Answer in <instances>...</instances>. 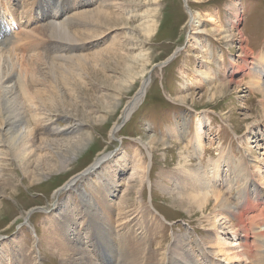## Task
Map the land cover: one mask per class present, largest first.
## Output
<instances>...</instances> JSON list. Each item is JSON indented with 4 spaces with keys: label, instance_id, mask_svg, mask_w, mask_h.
<instances>
[{
    "label": "rangeland",
    "instance_id": "rangeland-1",
    "mask_svg": "<svg viewBox=\"0 0 264 264\" xmlns=\"http://www.w3.org/2000/svg\"><path fill=\"white\" fill-rule=\"evenodd\" d=\"M102 1L109 7L107 13L99 12L101 0H90L85 7L87 12L77 17L84 27L74 28L68 24L70 34L79 32L77 42H87L88 46L78 51L79 59L72 58L60 64L46 48L49 30L44 22L46 17L60 19L62 10L56 6L62 9L64 5L56 0H43L37 7L36 1L31 0L23 6L15 5L14 0H0L3 4L0 9H9L10 20L13 19L11 8L17 11L16 19H13L17 27L5 26L8 37L5 35V39L0 40L10 44V47L0 45V65L4 64L0 77L11 70L14 53L21 55L16 58H22L21 66L14 70L19 106L26 108L29 104L22 95L25 85L35 90L29 97L32 100L38 94L50 96L45 99V107H49L46 109L53 125L60 129L56 136H43L46 140L41 144L48 149L38 150L29 158L34 159L31 163L20 164L4 152L0 162V264H35L31 262L33 260L29 261V256L35 254H38L37 264H65L60 260L61 251L50 244L59 238L55 230L61 221L68 229L82 226L83 231L89 227V232H94L92 236L103 242V246H97L104 254L101 255L102 264H107V260L108 264H122L115 262L117 256L111 257V242L98 237L101 226L97 216L88 219L82 203L86 200L83 195L92 196L89 188L93 184L95 194L88 204L93 207L90 212L94 215L98 206H102L100 194L96 193L104 185L101 193L113 202V215L118 223L124 216L136 215L142 203L152 209L153 225H158L153 237L162 241L160 248L156 247L158 250L167 249L173 233L202 238V225L205 224V229L210 225V209L203 211L194 207V211L188 209L189 204L176 200L179 196L172 174L184 175L180 179H185L190 170L189 178H197L199 186L196 183L195 187L201 193L211 187L220 188L234 208L235 205L240 207L242 201L241 197H236L235 186L228 187L226 174H231L232 169L240 176L249 174L252 156L264 161V95L249 82L251 72L246 67L253 58L259 62L264 60V0ZM51 9L56 11L51 12ZM192 13L199 16L194 19L195 23L202 21L204 28L212 24L209 16L218 19L221 29L228 30L230 36L224 38L223 32L217 35L200 29L195 32L191 26ZM6 22L10 23L9 20ZM81 29L87 32L85 36ZM25 34L31 38L22 39ZM18 35L21 38L17 42L14 39ZM92 36L97 40L92 41ZM241 69L243 73L230 74ZM144 79L148 86L141 100L123 120L124 107L135 99L133 96ZM31 122V128L39 125L34 118ZM173 127L179 133H171ZM198 127L202 128L206 148L200 157L193 150ZM184 130L187 134L182 136ZM103 155L105 159L101 160ZM124 157L127 159H122ZM136 159L146 167L145 175L133 173L131 164ZM225 160L231 170L221 165L224 171L220 176L210 173L209 161L223 164ZM98 161L89 174L86 170L85 175L64 189L71 178ZM199 167L209 173L195 175V168ZM161 174L170 177L161 179ZM244 181L241 179L240 184L243 189H249L250 202L256 201L258 211L264 210V196L256 199L250 187L254 183L247 182L249 186L244 187L247 186ZM161 182L166 184L164 190ZM185 183H181V187H185ZM108 187L114 195L106 191ZM212 205L210 202L209 208ZM120 211L128 214L120 215ZM255 215L248 218L250 222H254ZM263 218L258 216L257 220ZM224 226L229 227V224ZM227 227L224 232L229 230ZM194 230L203 231V234ZM258 230H262L264 236V223ZM210 232H213L211 238L217 234ZM163 236L165 239L162 240ZM72 237L68 231L66 241ZM79 237L86 239L83 232ZM214 249L217 251L216 246ZM88 251L93 254L91 249ZM191 251L197 262L209 264L197 253L196 247ZM209 255L211 264H230L223 262L221 255Z\"/></svg>",
    "mask_w": 264,
    "mask_h": 264
},
{
    "label": "bare ground",
    "instance_id": "bare-ground-1",
    "mask_svg": "<svg viewBox=\"0 0 264 264\" xmlns=\"http://www.w3.org/2000/svg\"><path fill=\"white\" fill-rule=\"evenodd\" d=\"M14 1H15L14 2L15 5L20 4L21 6H23L24 2H27L29 0H14ZM31 1L32 2L36 1L35 5L37 7L38 4H40L43 0H38V1L37 0H31ZM56 1H57V3H61L64 5V8H62V9L60 6H56V8L59 7V9H58L59 11L62 10V14H61L62 17H60V19H58V20H51V19H48V17H46V14H44V16L47 19V20H45L44 25L46 27H48V30H49L48 37H46L49 41V43L46 45V48L49 51V52L48 51L47 52L51 56H53L54 59L58 60L61 64V62L65 63V62H67V60H71L72 58H73V60H74V58L79 59L81 54H78V51L82 50L83 49L82 47L87 45V44H85L87 42H85V43L84 42H77L79 32L74 31L73 35L70 34L68 24L73 25L74 28H77L78 26L84 27V25L79 22L77 17L80 15V13L87 12L85 7H87L90 4V0H56ZM0 5L2 6L3 4L0 3ZM100 7H101V10H99V12L107 13L109 7L106 6V3H104L102 0H101ZM8 11H9V9H7V10H3V9L1 10L0 9V40L5 39L4 38L5 35H6L5 36L6 38L8 37V33L5 30V26H8L9 28H11V25H16V23L13 19H16L17 11H15V9L13 7L11 8L10 14L13 17L12 20H10V18H8L9 17ZM54 11H56V10L51 9V12H54ZM63 11H66V14L63 13ZM26 16H25V18L28 19V16L27 17ZM103 16H105V15H103ZM191 16H192L191 26L195 29V32L198 31V29H200L201 32H210L212 34L217 33V35L223 32L224 34L222 33L223 34L222 37H224V38H228L230 36V35H228V30H226V29L222 30L221 29L222 26H221V23H219L218 19L212 18L211 16H209L208 18L211 20L212 24L208 28H204V27H202L203 26L202 21L195 23L194 19L199 18L198 15L192 13ZM73 18L75 19V21L73 20L74 22L72 23L71 21ZM6 20H9L10 23H7ZM128 20H129V18H128ZM17 21H18V19H17ZM69 22H71V23H69ZM20 23H22L21 20H20ZM25 23H28V20H26ZM44 25H42V27ZM85 26H87V25H85ZM16 27H17V25H16ZM10 30H13V29H10ZM81 30H82L81 32L85 36V33H87V32L84 29H81ZM35 31H36V29L33 30V32H35ZM92 32H93V30H92ZM35 33H34V35L37 36V34H35ZM41 34H42V32H41ZM92 37H93L92 41L97 40L96 36H92ZM20 38H21V35H18L17 37H15L14 40H16L18 42ZM23 38L30 39L31 37L29 35L25 34L22 37V39ZM80 40H82V39H80ZM1 44L3 47H5L6 45L10 47V44L8 42L2 41V42H0V45ZM2 52H4V51L2 50ZM14 54H15L14 55L15 60L12 61L11 70L6 72L4 76H1L2 78L6 76L5 77L6 79L3 78L2 83H0V162L3 161L2 157L4 155V152H7V155L12 157L14 160H17L18 163L27 164V163H31L34 160V159L29 160V158L32 155H35L38 152V150L48 149L47 146H43L41 144L44 140H46L43 136L44 135L46 136V134L56 136V134H60L59 133L60 129L53 125V122L51 120L52 117L50 116V112L48 111V109H46L49 107H45V105L47 103V100L45 101V99H49L50 96L48 97V96L44 95V93L38 94L37 98H35V100H32L29 97L34 94L35 90H30V89H28L29 86L25 85L23 87L22 95H24L26 97V99L29 101V104H27L26 108H22L19 106L18 101H17L18 95H16V88L18 86L16 85V83L14 81L15 80L14 79V70L16 67L21 66V64H19V63H20V59H22V58H20L18 60V59H16L17 56H21V55L16 54V53H14ZM121 56L122 55H120V57ZM30 57H32V55ZM263 57H264V55H263ZM244 59H246V58H244ZM252 60L253 61H251L249 64L246 63V67L248 69H250L249 71L251 72L249 82L259 91V93L264 95V60H261L260 62L258 59H256V61H255V58H253ZM45 62H47V61L45 60ZM54 62H56V61H54ZM2 63H3V61H2ZM52 63H50V64H52ZM55 64H57V63H54V65ZM257 64H259V65H257ZM58 65H59V63H58ZM0 70L4 71V64L0 65ZM237 71H241L242 73L244 72L243 69L233 70L230 74L233 76V74ZM1 77H0V82H1ZM4 80H5V82L3 83ZM146 80L145 79L143 80L140 89L133 96V98H135V99H132L124 107L122 115H121L122 118L125 117L123 120L126 119L127 114L133 108V106L136 103H138L139 100H141L142 95H143L144 91L146 90V87L148 86L146 83ZM3 84H5L4 88H3ZM15 85H16V87H15ZM261 97H259V99ZM42 98H43V100H42ZM32 118H34V120H36L37 123L39 122V125H37L35 128L34 127L31 128ZM200 126H202V125H200ZM171 133H173V134L179 133V131L177 128L173 127L171 129ZM185 134H187L186 130H184V133L182 132V136L183 135L185 136ZM202 134H203L202 128L198 127L195 130V133H194L195 142H193V145L195 144L193 147L194 148L193 150L196 153L195 155H197L198 157L202 156L206 150V148L203 146L204 145V141H203L204 139L202 138ZM188 143H191V142L189 141ZM49 149H50V147H49ZM247 151H250V150L247 149ZM41 153H43V152H41ZM44 154H46V153H44ZM124 155H125V157H127V154L124 153ZM38 156H40V153L38 154ZM125 157L122 159L126 160L128 158V157L127 158H125ZM103 159H105L104 155L101 157V160H103ZM183 159H185V158L183 157ZM117 162L118 161L115 160V163H117ZM98 163H99V161L96 162L94 165L92 164L90 167H88V169L86 168L84 171H82L75 178L74 177L71 178L69 180V182H67V184L64 186V189H66L72 183H74L79 176L85 175L86 170H87V173L89 174L90 171H92V169L95 168V166ZM208 164L211 165V171L212 172H210V173L215 174L217 176H220L221 171L222 172L224 171V170H222L223 167H221V165H225V166H227L226 169H230L229 168L230 165L228 164L227 160H225V162L223 164H219L217 161H209ZM263 165H264V161L262 159H259L257 157L252 156L251 163H249V170H250L249 174H244V175L240 176L239 174H236L233 171V169L232 170L230 169L231 174H226V176H228L227 180L229 182V183L227 182L228 187L230 188L231 184L233 187L235 186L234 188H235V191L237 193L236 197L237 198L241 197V201H242L241 202L242 204L238 205L240 207H237V205H235L236 207H234V208H233L232 203H229L228 199L226 198L224 191H223V193L220 192L221 191L220 188L216 189L215 187H211L210 189H208L209 191H204L201 193L200 190L195 187L196 183L199 186V182H196L197 178H196V180H192L191 178H189V174H191L190 170L189 171L186 170L188 172H187V174H185V177H184L185 179H180L184 175L181 176L180 174H177V173L172 174V177L174 178V182H175V187H176V192H177L176 194L179 196V198L176 200H179L180 202L189 204L191 207L188 209H191V210H193L194 207H196L197 209H201L203 211L210 209L209 213L212 214V216L208 215V217L210 218V220H209L210 225L207 229H205V227H206L205 224L202 225L204 234H203V231L196 232L194 230L196 233L203 234L202 238L198 237V235H197V237L189 238L187 235H181L179 233H173L172 234V239H173L172 243L167 244L168 250L163 249L161 251V249L160 250L156 249L157 246H158V248H160V246L162 245L161 240L155 239L156 236L153 237V235L157 234L155 232H157V230H158V225H156V226L153 225L154 215H153V212L151 211L152 209L149 208V206L144 205V203H142L140 205V207H138V209L135 213L136 215L132 214L133 216L132 215L131 216H124L122 218L124 220H122V219L119 220V223L116 221L117 219L116 220L114 219L113 212H115V208L113 206V202L109 201V198L107 197V195H105L104 193H101V190L104 189L106 187V185L99 188V192L96 193V194H100V201L102 202V206H98V208H97L96 215H94L90 212L93 209V207L90 204H88L90 202L92 196L95 194V191H94L96 189L95 184L91 185L89 188L92 196H89L88 193H86V195H83L86 200L82 201V203H83L84 208L86 210V214L88 215V219L92 220L93 217L95 218V216H97V219H98L97 222H99L100 226H101V228L97 232V235H99L98 237L102 238L103 240H104L103 237H105L106 239L109 240V242H111V244H112V248L110 249L111 250V257L117 256L115 259V262L121 261L122 264H203L202 262L196 261V256H195L194 252L191 251V249L193 247H196L197 253H199V255H203V257L209 262V264H211L210 260H209V257H210L209 254L210 253L212 255L213 254L221 255L223 257L222 259L224 260L223 262L227 261L230 264H233L234 262L240 263V264H264V236H262L263 231L258 230V226H260L261 223H264V218L262 220H259V221L257 220L258 216H264V210L261 208L258 211V209H257L258 203L256 201L250 202V200H249V193H250V192H248L249 189H243L241 184H240L241 179L246 180L244 182L247 186L244 185V187L249 186V183H247V182H253L254 186L250 185V187L252 188V193L254 190L255 195H253V194L252 195L255 196L256 199L260 198V196L263 197L264 196V189H262V187L264 186V170L262 169ZM131 166H132V171H134L133 173L144 174L146 172V167L144 165H142L140 159H136L135 161H133ZM198 169H200V171H198ZM0 170H1V168H0ZM198 172H201V173H198ZM207 172L208 171H204V169H201L200 167L195 168V175L196 174H203V173L206 174ZM166 177H170V175L169 174H166V175L161 174L160 175L161 179L162 178L165 179ZM184 181L186 182L184 185L185 187H181L180 184L184 183ZM128 185H130V184H128ZM160 185H161V188L164 190L166 184L164 185L163 182H161ZM110 186L112 188V186H113L112 183L110 184ZM136 186H138V185H136ZM124 187H126V186H124ZM132 189H133V187H132ZM106 191L108 193H110V195H114V193L111 192V189H109V187L106 188ZM240 191L243 193L242 196H240V194H241ZM137 198H138V196H137ZM139 199H140V197H139ZM226 201H227V204H224ZM210 202H212L213 205L209 208ZM86 204L88 206H86ZM132 204H134V203H132ZM177 204H179V203H177ZM186 204H185V206H186ZM260 204H261V202H260ZM136 207H137V205H136ZM134 208H135V206H134ZM118 209H119V207H118ZM119 210H122V209H119ZM194 211H196V209H194ZM122 212L123 211H120L119 214L120 215L128 214V213H125V212L122 213ZM221 212L223 213V215ZM254 214H256L255 219H253L254 222H250V220L252 218H254ZM250 217H251V219L249 220L248 218H250ZM260 218H262V217H260ZM221 221H223V223H221ZM115 222H116V224H115ZM155 224H157V223H155ZM224 224L225 225L229 224V227L226 226L227 229H229V230H227L225 232H224V229L226 227L224 226ZM222 226H224L225 228ZM83 227H86V226H83ZM68 228L69 227L67 226V224L64 221H61L55 230V234H57L59 236V238H57V241H51L50 242L51 247H53V249L55 248V249H58L59 251H61V259L60 260L62 262H64L65 264H102L103 261L101 260V255L103 254V251L100 250V248L97 246L98 245L103 246V242L100 239H96L95 236H92V235H95L94 232L93 233L89 232V227H86L84 229V231L82 230V226H78L74 230H73V228H71V229H68ZM161 228H162V226H161ZM86 229H87V231H86ZM218 229H221L223 231H218ZM259 229H261V228H259ZM67 230L71 233V235H73V237H75L74 241L72 240L73 237H72V239H68V241H66V234L68 233ZM210 231H214V232L216 231L215 233H217V234L213 235L214 237L211 238L213 232H210ZM80 232H83L84 235H86V239H81L79 237ZM240 233H241V235H240ZM240 238H241V240L239 241L238 239H240ZM161 239L163 240V239H165V237L163 236ZM154 242H155L156 246H154ZM215 246L217 248V251L214 249ZM88 249H91L93 251V254L89 253ZM37 255L35 254L34 256L33 255L29 256V261L33 260L31 262H35V264H37V262H39V261H37L38 260ZM105 262L108 264V260Z\"/></svg>",
    "mask_w": 264,
    "mask_h": 264
},
{
    "label": "water",
    "instance_id": "water-1",
    "mask_svg": "<svg viewBox=\"0 0 264 264\" xmlns=\"http://www.w3.org/2000/svg\"><path fill=\"white\" fill-rule=\"evenodd\" d=\"M174 55V54H173ZM173 56L170 57V59L172 58Z\"/></svg>",
    "mask_w": 264,
    "mask_h": 264
}]
</instances>
